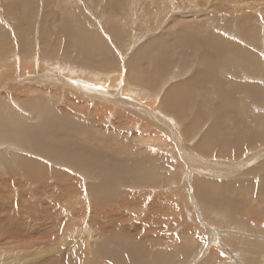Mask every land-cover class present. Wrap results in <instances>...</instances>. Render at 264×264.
Instances as JSON below:
<instances>
[{
    "label": "rangeland",
    "instance_id": "obj_1",
    "mask_svg": "<svg viewBox=\"0 0 264 264\" xmlns=\"http://www.w3.org/2000/svg\"><path fill=\"white\" fill-rule=\"evenodd\" d=\"M152 1L0 0V159L44 165L0 208V264H264V0ZM210 27L254 58L183 54ZM82 39L101 48L59 53Z\"/></svg>",
    "mask_w": 264,
    "mask_h": 264
},
{
    "label": "bare ground",
    "instance_id": "obj_2",
    "mask_svg": "<svg viewBox=\"0 0 264 264\" xmlns=\"http://www.w3.org/2000/svg\"><path fill=\"white\" fill-rule=\"evenodd\" d=\"M119 1H117V3H118ZM104 3H106V2H104ZM117 3L116 2H114V0H110V1H108L107 0V7H106V5H105V9H106V12L108 13L109 12V14H110V6H113V4H115V6H116V8L115 9H113V11H111V13H115L116 11H117V9H118V7H117ZM98 6V5H97ZM151 7H152V12H155V13H160L161 11H162V9H163V5H162V2L160 1V0H153L152 2H151ZM105 9H104V12H105ZM149 9V8H148ZM108 14V15H109ZM174 14H177V13H175L174 12ZM178 14H181L180 16H179V18H176V17H172V19H171V23H173L174 25L175 24H181V25H186V26H188L189 24H188V20L187 19H185L186 18V16H187V14L186 13H184V14H182V13H178ZM103 15H104V13H103ZM169 23V22H168ZM202 26V25H201ZM119 28V27H118ZM120 29V28H119ZM121 30V29H120ZM92 31V30H91ZM91 31H90V33H91ZM171 32H172V30H170ZM89 33V34H90ZM159 34H157V36H158V39L160 38V36L159 35H162V34H160V32H158ZM198 34V32L197 33H195V35H197ZM199 34H201L200 36H203L204 38H205V40H206V42H205V45L206 46H204V47H202L201 48V50L199 49V47L197 48V49H195V47H185L184 46V48H185V52L183 53V54H187V55H192V56H194V58L196 57L197 59H199V55H200V53H203L204 55H205V57H204V60H202L203 61V65L204 66H206V67H209V68H211V67H216L217 65H220L221 63V59H222V57H225V56H228V55H236V56H238V57H240L243 61L242 62H245V61H247L248 59H251V58H254V56L252 55V54H250V52L249 53H247L246 51H243V50H238L237 48H234V47H232L231 46V44L230 43H228V42H226L225 40H223L220 36H218L217 34H215L214 32H213V30H212V27H210L208 30H206V31H204V32H201V33H199ZM92 35V34H91ZM111 35V34H110ZM109 35V36H110ZM93 36V35H92ZM156 36V35H155ZM95 37V36H94ZM111 37H113V36H111ZM92 38V37H91ZM162 39H163V37H161ZM170 38V37H169ZM157 39V38H156ZM165 39V38H164ZM84 39H82V40H80V42H78L77 43V45L75 46V47H70V46H68L67 44H65V43H62L61 45H60V47H59V53H61L62 55H65V58L67 57V55H68V53L70 52V51H75V49L74 48H76V51H77V53H82V52H86V51H89V50H91V49H93V50H95V48H97V49H99V48H101V47H99V46H101L100 44H99V46H92L93 44H91L90 43V45H88L85 41H83ZM96 40H100V42L104 45V46H106L105 44H104V39L102 40V38L101 37H99V39H95L94 41H96ZM156 40L154 39V41L152 40V42H155ZM158 41H160V39L158 40ZM203 41V40H202ZM149 42V41H148ZM151 42V41H150ZM209 42H211V43H213V44H215L216 46H218V47H216L215 45H209ZM89 43V42H88ZM156 43H157V41H156ZM151 44V43H150ZM173 44H174V42H173ZM97 45V44H96ZM204 45V44H203ZM148 46V45H147ZM174 46V45H173ZM91 47V48H90ZM103 47V46H102ZM153 47V46H152ZM105 48V47H104ZM149 48V47H148ZM151 48V47H150ZM153 48H155V47H153ZM156 48H157V46H156ZM155 48V49H156ZM171 48V47H170ZM96 49V50H97ZM159 49H162V48H159ZM167 49V48H166ZM200 51H199V50ZM95 50V51H96ZM104 50H106V49H104ZM141 50L142 49H140L139 51L141 52ZM145 50V49H144ZM146 50H147V47H146ZM152 50V49H151ZM98 51V50H97ZM107 51H110L109 49L107 50ZM160 51V50H159ZM164 51V50H163ZM100 52V51H99ZM102 52H104V51H102ZM106 52V51H105ZM104 52V53H105ZM108 54V53H107ZM161 54H163L162 52H161ZM105 55H106V53H105ZM209 56V57H207V56ZM108 56V55H107ZM111 56V55H110ZM220 56H221V59L219 60V58H220ZM106 57V56H105ZM193 58V57H192ZM201 58H203L202 56H201ZM174 59V58H173ZM108 60V59H107ZM106 60V61H107ZM111 60V59H110ZM110 60H108V61H110ZM136 60V59H135ZM105 61V60H104ZM199 62H201L200 60H198ZM101 62V61H100ZM102 62H103V59H102ZM111 62V61H110ZM113 63V62H112ZM221 68L222 67H220L219 68V70H221ZM118 69V68H117ZM116 74V73H115ZM38 80H40L41 78L43 79V77H41L40 75L39 76H35ZM35 77H32V79L33 80H37ZM49 76H47L46 78H48ZM115 77V76H114ZM130 77V76H129ZM59 79H61L60 77H58ZM59 79H57V80H59ZM28 80H30L29 78H28ZM34 81V82H35ZM113 83L115 84V81H113ZM113 84V85H114ZM94 87V88H96V90H99V89H97L98 87L97 86H94V84L93 85H91V87ZM100 86H104V85H100ZM100 92H102L101 90H100ZM119 96V95H118ZM114 100L115 101H118V102H124V103H126V102H128L129 103V101L130 100H128V99H124V98H117V96L114 98ZM26 101H28V102H32V99L30 98L29 99V97L28 98H26ZM136 106H139V104L137 103L136 104ZM38 108H39V110H40V112L42 113V114H44L43 113V111L44 112H46L47 113V111L48 112H50L51 110H50V106H49V104L48 103H46V102H44V101H39L38 102ZM148 108V107H147ZM146 107H145V105L143 104V105H141V109H145L147 112H148V114H149V116H150V111H149V108L147 109ZM187 111V110H186ZM191 113V115L193 114V112L192 111H190V110H188L187 111V113ZM172 113H173V115H174V117H178V116H175V115H179V117H180V115L182 114L180 111H177V110H174V111H172ZM14 114H15V112H14ZM152 114L153 115H155L156 116V112H153L152 111ZM17 116V115H16ZM154 116V117H155ZM18 117V116H17ZM152 117V116H151ZM183 118V117H182ZM182 118H180V119H182ZM154 119V118H153ZM188 122V121H187ZM190 122V121H189ZM0 124H4L3 126L4 127H6V128H11V127H15L16 129H19V123L18 124H16V125H12V124H10L9 122H5V121H2V123H0ZM189 124V123H188ZM30 144V143H29ZM56 148H58L57 146H56ZM22 160L23 159H21L20 157L19 158H17L16 160H14L12 157L11 158H2V159H0V162L1 163H5V162H10V161H13L14 163H16L17 164V166H18V170L20 169V170H22L23 171V176H20L17 180H16V178L12 175L11 177V180H12V183H14L13 185L16 187V188H18L19 190H17V192H18V195H16V197H14V198H12L11 196H10V200L9 201H6V197H5V194L3 195L2 194V192L0 191V208L1 207H6L7 209H8V212H10V210L11 211H15V210H19V211H23V209H25L26 208V204L24 203V199L25 198H28L29 197V195H26V192H25V187L27 186V184H26V180H27V178L28 177H30V176H32V175H35L39 170H40V168H42L44 165H42V164H40V163H37V162H33L32 160H30L29 158H25V160L26 161H28V166L27 167H23L20 163H22ZM13 163V164H14ZM145 163H147V162H145ZM7 164V163H6ZM25 164V163H24ZM212 164V163H211ZM8 165V164H7ZM150 165V164H149ZM151 166V165H150ZM10 167H11V165H10ZM154 167V166H153ZM18 170H16V169H14L13 168V165H12V172L11 173H13L14 171L15 172H17ZM70 178V177H69ZM72 179V178H71ZM10 180V181H11ZM6 182V181H5ZM11 183V184H12ZM75 183V181L73 182L72 180H71V185H72V188L71 189H73L74 188V184ZM6 191V190H5ZM7 195V194H6ZM71 195V194H70ZM49 200V196H47V197H45L44 198V201L45 202H47ZM255 202V201H254ZM27 210H25V212H26ZM45 211H53L52 210V206H50V205H45L44 206V208H43V210L35 217V219H33L34 221H36V222H38V223H43V222H45L44 220H43V216H42V212H45ZM60 214H61V209H55V212H54V215L53 214H50V213H48V215L51 217V219H52V222H53V224L55 225V226H57L58 224H59V219H58V217L60 216ZM47 218V217H46ZM48 219H49V217H48ZM55 222V223H54ZM0 223H2V225H4V223L5 222H3L2 220H0ZM63 222L61 221V224H60V230H62V227H63ZM3 231H4V233H6L8 236H15V235H20L22 232H23V230L17 225V224H15V233H13L12 231H9V230H5V229H3ZM31 239L33 240V237H31ZM27 261V260H26Z\"/></svg>",
    "mask_w": 264,
    "mask_h": 264
}]
</instances>
